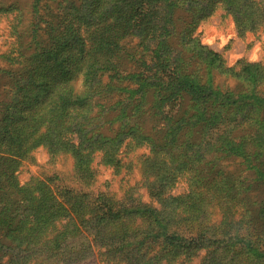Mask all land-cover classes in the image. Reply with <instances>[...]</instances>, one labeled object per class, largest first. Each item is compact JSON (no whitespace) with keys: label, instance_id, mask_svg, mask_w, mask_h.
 <instances>
[{"label":"rangeland","instance_id":"rangeland-1","mask_svg":"<svg viewBox=\"0 0 264 264\" xmlns=\"http://www.w3.org/2000/svg\"><path fill=\"white\" fill-rule=\"evenodd\" d=\"M15 2L25 9L21 25L16 18L20 13L10 6ZM76 11L79 20L89 26L80 27V22L75 20L69 25L62 21L63 16ZM14 18L20 25L19 32L23 30L21 37L12 32ZM98 23L102 30L97 32L101 35L94 41L96 38L89 37L85 28L95 29ZM190 38L196 41L191 42ZM80 39L85 40L86 48L98 52L96 56L101 55L99 60L107 63L109 69L98 70L100 64L97 67L88 64L85 76L74 82L76 87L68 88L66 84L60 85L67 75L63 61L70 52L81 50ZM198 44L218 52L223 65L218 61L206 64V51ZM19 51L30 60L24 69L17 71L19 75L28 76L34 64L42 65L41 52L50 51L55 59L60 58L55 63L56 69L51 70L61 71L59 83L55 90L51 86L43 92L46 98L52 99L49 107L54 123L50 130L54 138L60 120L72 129L84 127L83 133L92 136L88 143L109 138L116 131H121L120 136L125 140L130 139L133 131L151 133L155 140L161 138L157 148L134 140L128 146L124 143L116 156L121 159L119 165L106 161L104 149L95 150L90 156L95 177L89 187L81 183L80 165L70 152L52 155L47 145L39 143L16 171L19 186L46 180L58 196L69 188L90 189L95 194L107 192L115 201L133 197L157 205L156 197L160 195L153 193L156 188L166 194L187 193L193 187L191 183L198 184L199 175L202 173L204 177L209 170L210 173L217 171L213 179L226 180L229 174L238 189L253 185L249 193L262 199L257 183L262 180L258 161L264 156V98L260 97L264 96V78L253 81L234 73L242 63L264 65V2L0 0V99L3 87L9 82L2 72L8 68L7 56ZM194 61L199 64L188 66ZM190 70L201 74L203 80L196 90L185 93L184 111L178 113L176 102L181 97L178 93L181 75ZM192 78L194 82L198 80L195 74ZM17 84L13 82V88ZM25 90L18 85L12 93L11 114L16 121L26 116L29 106ZM252 110L256 119L245 124ZM185 126L189 127L188 131L182 129ZM180 132L184 137L177 140ZM162 159H169L170 164ZM5 189L0 184V191ZM208 203L206 208L210 214L207 216L219 221V205L215 200ZM2 210L0 207V215ZM20 210L14 209L15 213L9 214L10 221ZM237 213L236 219H239ZM135 224L143 222L136 220ZM8 233L5 224L0 239L9 242L10 247L0 246V264H12V260L19 258V240L8 241ZM243 245L246 247L245 244L238 246ZM204 253L201 251L186 264H200ZM94 260L91 257L90 261Z\"/></svg>","mask_w":264,"mask_h":264},{"label":"trees","instance_id":"trees-1","mask_svg":"<svg viewBox=\"0 0 264 264\" xmlns=\"http://www.w3.org/2000/svg\"><path fill=\"white\" fill-rule=\"evenodd\" d=\"M263 2L258 0L259 4ZM10 6L20 13L16 18L21 25L25 9L17 2ZM16 18L12 22V32L21 37L23 30L19 32L20 25L15 23ZM72 20L80 22V27L89 26L79 20L77 11L71 12L68 17L63 16L62 21L69 25ZM98 30H102L99 23L95 29L85 28L89 37L96 38L94 41L101 35ZM78 36H81V32H78ZM84 41H79L81 50L70 52L63 61L67 75L61 79L63 82L60 85L76 87L74 82L81 75L85 76L88 64L95 67L100 64L98 70L109 69L107 63L99 60L101 55L96 56L98 52L86 48ZM190 41L195 42L196 38H190ZM198 45L206 51V64L213 65L218 61L223 65L218 52ZM7 59L8 68H3L2 72L9 82L7 87H3L0 99V184L6 187L0 191V207H3L0 232L4 231L6 224L8 241L19 240V258L12 260V264H82L83 261L90 264H186L201 251L205 253L200 264H264V156L258 161L262 172V180L257 183L261 200L249 193L253 185L238 189L229 174L226 180L213 179L217 171L210 173L209 170L204 177L202 173L199 175L198 184L191 183L193 187L187 193L166 194L164 190L156 188L153 193L160 195L156 197L157 205L133 197L115 201L107 192L95 194L90 189L69 188L62 190L64 193L58 196L46 180L19 186L16 171L39 143L47 145L52 155L70 152L76 164L80 165L81 183L89 187L95 177L90 157L95 150L104 149L106 161L119 165L121 159L116 156L124 143L128 146L134 140L138 144L147 143L157 148L158 139L161 138L159 136L155 140L151 138V133L135 134L133 131L129 134L130 139L125 140L120 136L122 132L116 131L109 138L102 137L88 143L92 136L83 133L84 127L82 130L72 129L62 120L56 124L58 134L54 138L50 130L54 123V115L50 114L49 107L52 99L46 98L43 92L51 86L54 90L57 87L61 71L51 70L56 69L55 63L60 58L55 59L50 51L45 54L41 52L39 60L42 65L34 64L28 76L17 73L30 63L27 54L19 51L7 56ZM193 63L199 64L194 61L189 62L188 66ZM190 71L181 75V88L178 90L181 97L176 102L178 113L184 111L185 93L196 90L201 85L199 81L203 80L201 74ZM193 74L198 79L195 82ZM234 74L247 80L261 81L264 78V65L260 62L242 63ZM13 82L18 83L15 88L18 85L26 88L29 104L25 110L26 116L17 121L11 114L14 106ZM208 104L211 108V104ZM154 108L152 105L151 109ZM32 113H36L35 116ZM250 115L245 124H251L256 119L253 110ZM182 129L188 131L189 127ZM182 137L184 133L180 132L177 140ZM162 161L170 164L169 159ZM213 200L220 207L219 221L207 216L210 214L206 208L207 202L211 204ZM16 204L19 206L15 208ZM14 209L21 210L10 221L9 214L15 213ZM236 212H239V219H236ZM136 220H141L143 224L136 225ZM8 243L0 239V246L10 247ZM239 244L246 247H239ZM93 256L94 262L90 261Z\"/></svg>","mask_w":264,"mask_h":264}]
</instances>
